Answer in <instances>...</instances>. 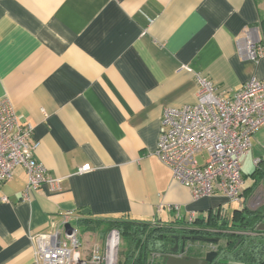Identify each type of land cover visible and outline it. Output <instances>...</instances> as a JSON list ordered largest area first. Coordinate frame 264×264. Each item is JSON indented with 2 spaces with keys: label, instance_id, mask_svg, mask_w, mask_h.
Listing matches in <instances>:
<instances>
[{
  "label": "crops",
  "instance_id": "0c3cea01",
  "mask_svg": "<svg viewBox=\"0 0 264 264\" xmlns=\"http://www.w3.org/2000/svg\"><path fill=\"white\" fill-rule=\"evenodd\" d=\"M258 18L264 0H0V98L32 126L35 157L59 179L25 200L15 167L0 186V264H39L34 236L65 221L81 225L72 227L87 250L105 233L84 219L190 226L193 214L198 227L230 215L237 204L219 193L192 200L154 150L163 108L195 102L196 74L226 96L264 78V58L237 49ZM254 160L264 168V124L242 176Z\"/></svg>",
  "mask_w": 264,
  "mask_h": 264
},
{
  "label": "built area",
  "instance_id": "2783aa9c",
  "mask_svg": "<svg viewBox=\"0 0 264 264\" xmlns=\"http://www.w3.org/2000/svg\"><path fill=\"white\" fill-rule=\"evenodd\" d=\"M245 58H264V21L246 26L237 47ZM193 103L165 106L162 110L154 155L166 165L172 178L188 187L192 200L219 193L229 203L243 204L241 164L248 155L252 135L264 124V78H249L230 96L211 80L196 74ZM38 141L33 128L18 120L7 96L0 98V186L10 180L15 167H22L27 184L22 192L38 190L42 183H57L34 153ZM259 160H254V165ZM89 170L88 165L78 169ZM6 201L4 196L0 197ZM178 214V206H174ZM193 214L189 222L193 220ZM65 223V222H64ZM34 236L39 264H118L120 233L112 228L100 242L85 250L77 231L65 224Z\"/></svg>",
  "mask_w": 264,
  "mask_h": 264
},
{
  "label": "trees",
  "instance_id": "16d2710c",
  "mask_svg": "<svg viewBox=\"0 0 264 264\" xmlns=\"http://www.w3.org/2000/svg\"><path fill=\"white\" fill-rule=\"evenodd\" d=\"M253 182L249 191L256 188L257 183L264 179V168L260 162L254 165ZM245 193V194H246ZM81 221V220H80ZM209 221V222H208ZM88 228L92 225L106 232L115 228L120 233V247L118 264H164L161 256L169 253L173 246V235H206L218 236L224 244L217 246L218 255L211 264H262L264 263V205L250 210L244 206L234 208L230 215L211 214L204 226L195 227L201 218H193L188 226L187 222L178 225H160L157 221L147 222L131 219L81 221ZM80 223V222H79ZM188 244V254L198 255L192 245ZM194 252V253H193Z\"/></svg>",
  "mask_w": 264,
  "mask_h": 264
},
{
  "label": "water",
  "instance_id": "95a60500",
  "mask_svg": "<svg viewBox=\"0 0 264 264\" xmlns=\"http://www.w3.org/2000/svg\"><path fill=\"white\" fill-rule=\"evenodd\" d=\"M83 214H88L87 210L82 211ZM65 228H69L70 225L65 221ZM174 244L169 248V253L161 256L164 264H211L217 257L220 238L218 236H206V235H173ZM204 242L211 244L214 247L205 251L204 253L196 255H188L187 243ZM264 264V263H262Z\"/></svg>",
  "mask_w": 264,
  "mask_h": 264
},
{
  "label": "rangeland",
  "instance_id": "374dc122",
  "mask_svg": "<svg viewBox=\"0 0 264 264\" xmlns=\"http://www.w3.org/2000/svg\"><path fill=\"white\" fill-rule=\"evenodd\" d=\"M254 162V161H253ZM253 163H249L247 164L246 166H242V170L245 171L246 169H248L246 172H244L245 174L243 175V178H244V183H243V188L247 191L250 190L251 188V185L253 184L252 180V176H251V173H252V170H253V166H252ZM261 185H257L255 189H253V191L251 193H248L247 195V198H245V201H244V206L249 208L250 210H254V209H257L259 208L260 206L264 205V180L261 181ZM237 207H240L239 204H237ZM236 208V207H235ZM234 208H231V211L233 210ZM72 226H74L72 224ZM74 227L77 228V231L80 232L81 231V225H75ZM200 245L204 246V250L208 251L209 249H212L214 246L211 245V244H207V243H204V242H198ZM220 243L223 245L224 242L223 241H220ZM206 247V249H205ZM120 253V251H119ZM203 253V252H202ZM119 260V259H118Z\"/></svg>",
  "mask_w": 264,
  "mask_h": 264
},
{
  "label": "flooded vegetation",
  "instance_id": "af4514ba",
  "mask_svg": "<svg viewBox=\"0 0 264 264\" xmlns=\"http://www.w3.org/2000/svg\"><path fill=\"white\" fill-rule=\"evenodd\" d=\"M187 244H189V242ZM188 255H190V254H188ZM191 255H194V254H191ZM196 256H198V255H196Z\"/></svg>",
  "mask_w": 264,
  "mask_h": 264
}]
</instances>
